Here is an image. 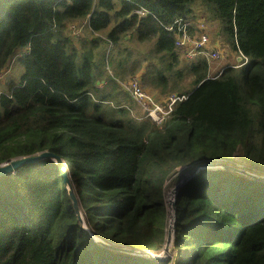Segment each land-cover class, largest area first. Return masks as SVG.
Masks as SVG:
<instances>
[{
	"label": "trees",
	"instance_id": "16d2710c",
	"mask_svg": "<svg viewBox=\"0 0 264 264\" xmlns=\"http://www.w3.org/2000/svg\"><path fill=\"white\" fill-rule=\"evenodd\" d=\"M193 1L0 0V75L16 58L24 71L0 92V165L44 151L60 156L86 227L104 243L160 253L165 186H177L180 168L237 166L238 153L245 170L264 174V0H206L229 50L249 59L215 76L206 57L181 61L165 28L190 18ZM139 7L152 15L139 17ZM73 24H86L90 36H73ZM132 36L153 41L163 64L148 67L143 83L188 96L162 127L132 116L111 50L96 53ZM176 210L169 261L113 251L80 224L53 160L25 165L0 177V264H264V183L201 170L179 190Z\"/></svg>",
	"mask_w": 264,
	"mask_h": 264
},
{
	"label": "rangeland",
	"instance_id": "374dc122",
	"mask_svg": "<svg viewBox=\"0 0 264 264\" xmlns=\"http://www.w3.org/2000/svg\"><path fill=\"white\" fill-rule=\"evenodd\" d=\"M191 9L192 14L193 13H199V16L205 21L207 26L209 28H213V36H214V42L215 44H219L221 47V52L223 53V50H227V54H221L219 59L216 60H210L209 61V74L210 76H215L219 74L221 71H223L227 67H236L237 65V55L229 50L228 47V34L226 33L224 29V23L221 20V18L218 16L216 6L213 2H209L206 0H194L191 3ZM192 16V15H191ZM83 33V38L89 37L90 34L87 30ZM77 47L80 46V42H77ZM103 49H106L107 51L111 50V61L114 66H111L112 73L119 72L122 75L118 76V78H124V79H118L119 83L122 84L126 82L131 77H134L130 74L131 69H134L135 66L138 68V72L135 76H138L141 80V83L143 84L145 90L149 93H152L154 95L165 97L169 94H179L177 92H169V93H162L160 90H153L150 89L147 85H145L142 81L143 74L147 71V68L158 64L159 66H162V60L160 57L156 56V53L153 52L154 49V42H146V43H140L137 41V39L132 36L130 40H128L123 47H119L117 49H114L111 44L105 43L103 44L99 49L96 50V53H100L103 51ZM28 49H24L22 53H26ZM180 52V51H179ZM130 53L131 56H128L127 54ZM125 59H128L127 63L122 65L123 61ZM180 59L185 60L182 55H180ZM189 63V62H188ZM182 66V64H181ZM23 68L20 65L18 59L16 58L11 65L10 69L8 70L7 74L6 72L3 73V76H0V92L3 91L4 85L8 80H18L20 76L23 73ZM131 76V77H130ZM130 77V78H129ZM122 82V83H121ZM184 83V90L187 88L192 89L191 82L185 79L183 81ZM122 89V86H121ZM121 89H119L120 97ZM123 90V89H122ZM124 91V90H123ZM182 95V94H180ZM122 99V98H121ZM125 101H123L124 103ZM126 105L130 108V112L134 118L141 121L142 119H147L144 116V113L142 112L141 108L137 104H129V102H126ZM235 162H237V167L243 169L246 164L243 162L240 154L236 153L235 155ZM196 168L189 169V168H180L179 172L177 173V176L181 177L182 180H185L190 174L194 172ZM175 185L170 180L167 182L165 186L164 191V199H165V205H166V212H165V225H166V234H167V240L168 236L170 235V238L168 241H166V244L163 247V250L155 254V256H161L165 261H169L171 258L175 256V229L174 226V203H176V194L174 193ZM173 214V224L169 225L172 215L170 218V213ZM170 218V220H169Z\"/></svg>",
	"mask_w": 264,
	"mask_h": 264
},
{
	"label": "built area",
	"instance_id": "2783aa9c",
	"mask_svg": "<svg viewBox=\"0 0 264 264\" xmlns=\"http://www.w3.org/2000/svg\"><path fill=\"white\" fill-rule=\"evenodd\" d=\"M135 13L139 17L152 15L150 11L139 7ZM86 24H73L70 30L76 38H80ZM166 30L173 32L175 36V47L181 51L184 58L189 62H194L197 58L203 56L209 61L219 59L221 47L212 46V37L209 28L203 19L179 18L172 25L166 26ZM240 66L248 64L249 59L243 54H239ZM6 74L8 71H5ZM4 73V72H3ZM3 73L0 76H3ZM130 78V77H129ZM122 83V82H121ZM123 90L128 93L131 99L141 108L145 118L150 119L158 127L167 121L173 114L176 105L188 98L187 95L169 94L160 97L145 90L138 76L131 77L121 84Z\"/></svg>",
	"mask_w": 264,
	"mask_h": 264
},
{
	"label": "water",
	"instance_id": "95a60500",
	"mask_svg": "<svg viewBox=\"0 0 264 264\" xmlns=\"http://www.w3.org/2000/svg\"><path fill=\"white\" fill-rule=\"evenodd\" d=\"M46 159L53 160L56 163V165L58 166L60 173H61V176L63 177V183H64L65 188H66V190L70 196V199L72 201L73 208H74V211L77 215V218H78L80 224L82 225V227L84 228V230L90 235V237L94 238L95 241H97L98 243H101L104 247H106L110 250L119 251V252H123V253L130 254V255L145 257L147 260L157 261L158 263L164 262V259L161 256H155V254H152L149 252L138 251V250L130 249V248L123 247V246L110 245V244L102 242V240L100 238L95 237L93 234L90 233V231L86 227V223H85L83 213L81 210V205L79 202V197L73 188V184L71 182V177H70L66 162L60 156H58V155H56L50 151H44L42 153L35 154L32 156H28V157L15 158L9 163H5V164L0 165V177L11 175L12 173H15V171H17L19 168H21L25 165L40 163L41 161H44ZM219 168L229 170V171L238 172V173H242V174L246 175L249 179H253V180H256L257 182L264 183V174H258V173L250 172V171L245 170L244 168L241 169V168H238L237 166H232V165L224 164V163H205V164H202V165H199L198 167H196L194 172L192 174H190L185 180L180 181L177 184V186L175 187L174 193L177 195L179 190L183 186V184L187 180H189L190 178H192L193 176L198 174L201 170L219 169ZM173 208H174V212H175V214H174L175 221H174L173 228L175 229L176 215H177L176 203H174ZM169 238H170V235L168 236V240H169Z\"/></svg>",
	"mask_w": 264,
	"mask_h": 264
},
{
	"label": "crops",
	"instance_id": "0c3cea01",
	"mask_svg": "<svg viewBox=\"0 0 264 264\" xmlns=\"http://www.w3.org/2000/svg\"><path fill=\"white\" fill-rule=\"evenodd\" d=\"M192 18H196V19H202L200 16H199V13H193L192 14V16H191ZM209 28V27H208ZM209 32H210V34H211V37H212V46L211 47H215V46H218V47H220V45L219 44H215V42H214V36H213V28H209ZM174 38H175V36H174ZM177 49V48H176ZM178 52H179V50H178ZM180 53V55H182L183 56V54H182V52L180 51L179 52ZM236 54V53H235ZM237 55V54H236ZM183 58H184V56H183ZM185 59V58H184ZM236 59H237V61H238V63H239V60H240V58H239V56L237 55V57H236ZM222 72V71H221ZM220 72V73H221ZM120 86H121V84H120ZM123 89V88H122ZM121 89V94L123 95V101H125L123 104H125L126 105V102H129V104H136L132 99H131V97L128 95V93H126L125 91H123ZM128 96V97H127ZM127 106V105H126ZM128 107V106H127ZM129 108V107H128Z\"/></svg>",
	"mask_w": 264,
	"mask_h": 264
},
{
	"label": "bare ground",
	"instance_id": "6f19581e",
	"mask_svg": "<svg viewBox=\"0 0 264 264\" xmlns=\"http://www.w3.org/2000/svg\"><path fill=\"white\" fill-rule=\"evenodd\" d=\"M173 214H174L173 212H172V214L170 213V218H171V215H172V219H171L169 225H172L173 224V221H172L173 220ZM170 218H169V220H170Z\"/></svg>",
	"mask_w": 264,
	"mask_h": 264
}]
</instances>
